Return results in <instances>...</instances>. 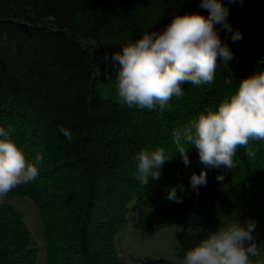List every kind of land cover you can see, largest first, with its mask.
<instances>
[{
  "label": "trees",
  "instance_id": "16d2710c",
  "mask_svg": "<svg viewBox=\"0 0 264 264\" xmlns=\"http://www.w3.org/2000/svg\"><path fill=\"white\" fill-rule=\"evenodd\" d=\"M199 2L0 0V127L30 157L43 156L36 180L7 197H29L37 206L49 264H127L115 241L129 223L143 235L180 227L175 247L183 260L209 229L234 214L256 222L253 236L264 248V142H254L255 159L238 149L236 167L227 170L206 168L194 147L185 166L172 141L174 129L264 71V0H221L243 34L233 43L231 33L219 32L234 58L226 65L218 60L211 84L182 85L183 96L163 112L121 102L117 69L103 59L145 31H161L175 14L207 17ZM156 147L174 156L159 179L144 186L136 179L135 156ZM202 169L207 184L197 194L190 177ZM174 187L182 202L168 199ZM37 252L23 215L0 202V264H36ZM132 262L177 264L134 256Z\"/></svg>",
  "mask_w": 264,
  "mask_h": 264
},
{
  "label": "clouds",
  "instance_id": "9594fccd",
  "mask_svg": "<svg viewBox=\"0 0 264 264\" xmlns=\"http://www.w3.org/2000/svg\"><path fill=\"white\" fill-rule=\"evenodd\" d=\"M243 2L228 0L229 4ZM199 7L208 10L209 15L175 14L161 31H145L139 39L122 44L121 50L111 56L105 53L104 61L110 60L117 69L121 102L149 110L159 107L163 112L173 97L183 96L182 85L211 84L218 60L226 65L234 58L219 34L222 30L231 33L233 43L243 38L228 20L229 8L221 0H200ZM60 131L71 141L68 129L61 126ZM9 137L10 132L0 127V202L18 186L36 180L43 161L39 151L30 157ZM172 141L185 166L190 164L188 149L192 147L208 169H234V157L241 148L255 159L254 142H264V71H255L240 80L235 91L218 103L205 106L198 116L174 129ZM173 156L166 155L164 147L152 151L141 148L135 156L136 179L144 186L150 179L158 180L161 167ZM216 179L223 181V176ZM190 184L198 194L199 186L207 184L206 171L193 173ZM168 199L182 202L175 187L169 190ZM255 227V221L241 222L234 214L233 219L219 222L187 250L182 264H264V248L253 236Z\"/></svg>",
  "mask_w": 264,
  "mask_h": 264
},
{
  "label": "rangeland",
  "instance_id": "374dc122",
  "mask_svg": "<svg viewBox=\"0 0 264 264\" xmlns=\"http://www.w3.org/2000/svg\"><path fill=\"white\" fill-rule=\"evenodd\" d=\"M4 202L9 203L21 215H23L25 227L30 231L32 240L38 250V260L36 264H49L47 252L45 251L46 240L44 238V227L41 215L35 203L29 197L17 196L7 197ZM180 227H170L157 231L156 233L140 234L136 231L132 223L125 226L116 236L115 246L119 251L121 260L127 264L132 262L133 256L138 259L159 258L173 260L177 264H182V260L176 255V233Z\"/></svg>",
  "mask_w": 264,
  "mask_h": 264
}]
</instances>
